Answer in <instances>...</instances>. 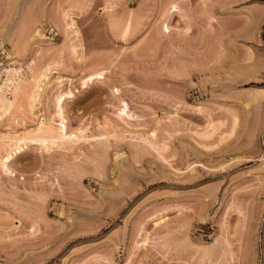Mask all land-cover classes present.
<instances>
[{
	"label": "rangeland",
	"instance_id": "374dc122",
	"mask_svg": "<svg viewBox=\"0 0 264 264\" xmlns=\"http://www.w3.org/2000/svg\"><path fill=\"white\" fill-rule=\"evenodd\" d=\"M0 62V155L81 136L0 170V264H264V0H0Z\"/></svg>",
	"mask_w": 264,
	"mask_h": 264
},
{
	"label": "bare ground",
	"instance_id": "6f19581e",
	"mask_svg": "<svg viewBox=\"0 0 264 264\" xmlns=\"http://www.w3.org/2000/svg\"><path fill=\"white\" fill-rule=\"evenodd\" d=\"M68 25L69 27L74 26L73 20H71ZM73 32L78 34V30L76 29H74ZM50 72V69H46L45 73L41 75L43 80H38L34 86V89L30 92V99H28L30 100V104L32 106L40 103V97L49 84ZM94 78L96 77L90 76L89 78L84 79L83 85H86L89 80L92 81ZM25 81L26 75L20 67L15 68L8 64L7 66L0 68V119L2 117V113L9 111L11 106H13V104L18 101L17 99L20 96L23 97L22 94H25L27 91L26 87L24 86ZM72 95V92L68 91L64 95H60L55 99V114L57 118L56 125L46 122L45 117H42L39 119L36 128L33 130H23L22 133H18L16 130H9L7 132L6 136H4L5 140H7L5 145L9 147L10 150H6L3 155H0V170L5 173L10 172L9 166L13 157L16 155V153L21 151L22 144L25 145L28 141H39L40 143L49 141L51 143L60 144L64 142L73 143L80 139L81 136L67 130V122L63 109L64 98L71 97ZM28 103L29 102L27 101V104ZM38 116L39 115H37V118ZM263 158L262 160L264 161Z\"/></svg>",
	"mask_w": 264,
	"mask_h": 264
},
{
	"label": "built area",
	"instance_id": "2783aa9c",
	"mask_svg": "<svg viewBox=\"0 0 264 264\" xmlns=\"http://www.w3.org/2000/svg\"><path fill=\"white\" fill-rule=\"evenodd\" d=\"M4 57L6 58V56H4ZM1 64H4V62H0V65H1Z\"/></svg>",
	"mask_w": 264,
	"mask_h": 264
}]
</instances>
